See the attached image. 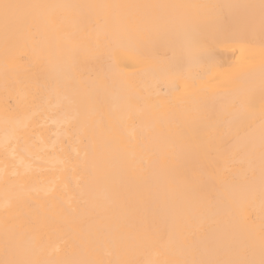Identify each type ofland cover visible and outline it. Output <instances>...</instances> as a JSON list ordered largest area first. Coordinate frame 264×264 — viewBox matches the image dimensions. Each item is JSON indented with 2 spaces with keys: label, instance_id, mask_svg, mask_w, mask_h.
Masks as SVG:
<instances>
[{
  "label": "bare ground",
  "instance_id": "obj_1",
  "mask_svg": "<svg viewBox=\"0 0 264 264\" xmlns=\"http://www.w3.org/2000/svg\"><path fill=\"white\" fill-rule=\"evenodd\" d=\"M3 3L0 260L7 237L32 264H259L264 128L229 122L264 80L260 0ZM226 4L257 6L254 38L183 46Z\"/></svg>",
  "mask_w": 264,
  "mask_h": 264
},
{
  "label": "snow or ice",
  "instance_id": "obj_2",
  "mask_svg": "<svg viewBox=\"0 0 264 264\" xmlns=\"http://www.w3.org/2000/svg\"><path fill=\"white\" fill-rule=\"evenodd\" d=\"M18 5L8 3L0 4V9L3 10L5 21L10 18V12ZM205 8L216 9L213 13L205 16L204 20L200 23L192 25L191 29L185 32L182 36L183 46L189 49L206 50L208 47V38L203 32L200 31L202 27H208L216 24H223L226 27L232 28L242 35L252 36L254 38L256 32V20L251 12L247 11L254 9L257 6L252 4H226V5H208ZM260 18H259V31L261 44L264 45V0H260L259 4ZM174 35V33H173ZM259 109L261 116L262 128H264V80L260 86L259 96L255 94L254 89H249L240 97L236 110L231 113L230 125H236L240 128H247L248 121L251 119L255 111ZM70 123V121H65ZM85 143H88L87 139ZM262 144H264V136H262ZM20 243L18 239L5 238L4 248L5 255L12 258L0 260V264H32L31 261L17 259L16 256L20 252ZM184 264H219V262L205 261V260H191L186 261ZM225 264H255L252 262H235L229 261ZM259 264H264V256H262Z\"/></svg>",
  "mask_w": 264,
  "mask_h": 264
}]
</instances>
